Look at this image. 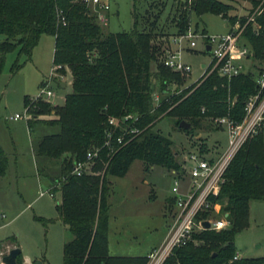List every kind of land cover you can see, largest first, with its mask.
<instances>
[{
    "label": "trees",
    "instance_id": "trees-1",
    "mask_svg": "<svg viewBox=\"0 0 264 264\" xmlns=\"http://www.w3.org/2000/svg\"><path fill=\"white\" fill-rule=\"evenodd\" d=\"M171 1L174 31L159 35L184 33L191 14L196 18L216 15L228 24L236 20L244 23V16L231 15L233 6L220 0ZM248 2L251 8L247 14L255 8L260 13L253 23L245 25L242 37L250 57L261 59L264 65V0ZM156 19L152 16L149 30H136L133 12L130 32L105 33L104 25L73 0H0V74L8 54L16 51L10 68L15 73L22 67L21 58L29 60L39 38L47 35L54 38L53 65L60 66L63 76H68L69 90L59 106L24 98L28 128L37 125L53 130L39 137L34 153L40 162L39 173L44 164L60 163V175L46 178L54 191L59 187L60 202L55 211L72 236L62 249L63 264H145V257L108 256V177H123L133 161H140L145 169L176 170L178 155L172 152L171 141L151 132L153 125L167 117L174 120L178 131L190 133L204 118L227 116L239 122L243 102L254 92L251 73L227 81L213 71L195 86L175 94L184 81L159 64L162 48L152 42ZM171 84L173 93L169 90ZM53 85L57 87L58 81L54 80ZM153 94L157 96L156 105ZM125 116L130 119L118 122L111 136L112 145L124 130L133 128L139 133L108 155L103 147L108 117L119 121ZM181 121L189 124L188 131L178 128ZM93 149H99L93 166L99 175L72 176L73 163L84 160ZM7 165V156L0 150V176ZM223 177L218 200L222 213L227 215L228 227L192 235L198 245L187 243L172 250L162 264H264V258L232 260L233 239L247 226L249 202L264 201V139L257 136L245 142ZM20 256L17 264H22Z\"/></svg>",
    "mask_w": 264,
    "mask_h": 264
},
{
    "label": "rangeland",
    "instance_id": "rangeland-1",
    "mask_svg": "<svg viewBox=\"0 0 264 264\" xmlns=\"http://www.w3.org/2000/svg\"><path fill=\"white\" fill-rule=\"evenodd\" d=\"M220 1L232 5L234 9L230 14L237 17L246 16L251 8L248 0ZM105 2L108 8L105 33L130 32L133 12L137 17L135 29L141 31L149 30L152 16H157L153 25L156 37L152 39L156 47L162 48L168 39L164 35L174 31L171 0ZM223 25L224 20L216 15L189 16L188 27L198 34L221 35L226 32ZM160 32L164 35H159ZM194 42L195 47L183 54L182 60L190 67L191 75L187 83L180 85V91L198 84L189 85L201 75L200 65L206 66L209 60L203 41L195 39ZM53 49L54 38L42 35L30 59L21 58L22 67L19 70L10 72L16 58L14 51L6 56L0 74V147L8 158V171L0 179V253L5 256L17 247L21 251V260L26 264H63V246L72 240L54 209V204L60 202L59 192L55 193L54 199L49 195L39 196L40 192H46L51 187V181L46 177L60 175L59 162L44 164L43 171L39 173L40 162L34 153L39 136L50 134L53 130L37 125L30 130L25 117L17 121L10 119L15 114L25 115V97L33 100L40 95L41 84L48 79L54 67ZM262 56L264 58V50ZM247 64L251 71L253 65L257 67L263 62L252 59L246 62L244 68ZM58 74L63 76L61 70L57 71ZM56 81L57 87L50 86L55 94L52 106L62 104L63 95L69 90L67 75H64V80L58 77ZM151 132L169 139L172 152L182 157L188 153L208 156L213 147L218 145L222 148L225 145L224 132L215 129L211 118L201 119L198 129L185 133L175 128L173 119L165 117L153 125ZM170 188L171 178L167 170L161 167L145 169L140 161H133L123 177H108L109 255L144 256L159 246L166 235L164 226L174 210L164 208V199L171 197ZM205 218H216V215L208 213ZM46 220L52 221L44 223ZM189 243L198 245L196 240ZM233 245L239 259L264 258V201L249 202L247 226L235 234Z\"/></svg>",
    "mask_w": 264,
    "mask_h": 264
},
{
    "label": "built area",
    "instance_id": "built-area-1",
    "mask_svg": "<svg viewBox=\"0 0 264 264\" xmlns=\"http://www.w3.org/2000/svg\"><path fill=\"white\" fill-rule=\"evenodd\" d=\"M83 4L96 18L101 25L107 24L108 8L105 0H73ZM189 3V0H187ZM260 13V9L255 8L250 14L244 16V23L240 24L238 20L232 24H227L226 32L221 35L199 34L191 28L179 35L169 36L161 49L159 64L172 73L178 74L184 82L190 78V67L182 60L183 54L195 47V39L203 41L204 52L208 57L207 65H200L201 75L194 84L215 71L219 77L229 81L231 78L240 74L251 73L253 75L254 92L243 102L242 118L239 122L223 117H212L211 123L216 130H221L225 134V145L221 148L211 149L210 155L203 156L198 153H188L185 156L178 155L177 169L169 170L171 178V208L173 212L169 214V222L166 223V235L161 244L152 249L145 256V264H162L171 254L172 250L180 248L190 241L192 235L201 231L202 222L208 223V229L212 232H220L229 225L227 215L221 212V202L218 200L221 185L224 182V172L231 159L239 148L249 139L260 136L264 139V65L258 64L252 67L250 71L246 62H251L250 49L244 41L242 34L247 23H253L254 18ZM255 27V26H254ZM257 30V27H255ZM61 70L60 66H54L48 79L40 89V95L32 101L41 99L52 102L55 98L54 92L50 86L58 77L64 80V76L57 75ZM186 87V86H185ZM173 93L174 85L169 88ZM180 90L174 92L177 94ZM152 101L157 104V96L153 94ZM234 100L230 102L233 105ZM203 112V110H201ZM27 119V112L21 116L15 114L10 119L13 121L22 118ZM129 116L122 117L119 121L113 117H108L107 130L105 133L104 146L108 149V155L113 154L138 135L136 129L130 128L124 130L121 135L114 138L112 145L111 136L118 122L129 120ZM99 149H93L87 152L85 159L75 161L71 169V175L81 177L84 175H99L94 173L93 166L98 158ZM186 179L185 183L183 182ZM54 187H50L46 192H40L39 196H54ZM59 187L55 192H58ZM213 213L216 218H205L206 214ZM3 254L0 253V264H2ZM239 259L235 254L232 260Z\"/></svg>",
    "mask_w": 264,
    "mask_h": 264
},
{
    "label": "water",
    "instance_id": "water-1",
    "mask_svg": "<svg viewBox=\"0 0 264 264\" xmlns=\"http://www.w3.org/2000/svg\"><path fill=\"white\" fill-rule=\"evenodd\" d=\"M205 52H208V47L205 48ZM178 128L184 131H188L190 129L189 124L181 121L178 123ZM201 228L206 230L208 229V223L202 222ZM21 254V251L18 248L11 249L7 255L2 258V264H17V258Z\"/></svg>",
    "mask_w": 264,
    "mask_h": 264
},
{
    "label": "crops",
    "instance_id": "crops-1",
    "mask_svg": "<svg viewBox=\"0 0 264 264\" xmlns=\"http://www.w3.org/2000/svg\"><path fill=\"white\" fill-rule=\"evenodd\" d=\"M223 27L226 29L227 28V24H226V22L224 21V25H223ZM39 131L41 132V129H39ZM41 136V135H40ZM39 136V137H40ZM0 150L6 155V153L1 149V147H0ZM7 156V155H6ZM7 161H8V158H7ZM7 171H8V165H7V168H6V171H5V174L3 175V176H0V179H3L4 177H5V175H6V173H7ZM46 179H48V178H46ZM49 180V179H48ZM49 186H52V184L50 183V185ZM55 193H57V192H55L54 191V195H55ZM50 197V196H49ZM50 198H52V199H54V196L53 197H50ZM107 203H108V199H107ZM55 205L56 204H54V209H55ZM164 208L167 210V209H171V197L169 196V197H167V198H165L164 199ZM56 212V211H55ZM165 226H166V224H165ZM164 226V227H165ZM66 228V227H65ZM164 239V238H163ZM163 241V240H162ZM161 241V242H162ZM161 244V243H160ZM159 244V245H160ZM107 247H108V241H107ZM152 249H154V248H152ZM151 249V250H152ZM151 250H149L148 252H150ZM108 256H110V257H125V256H113V255H109L108 254ZM146 255H144V256H132V257H145ZM132 257H128V258H132ZM22 264H26L24 261H22Z\"/></svg>",
    "mask_w": 264,
    "mask_h": 264
}]
</instances>
